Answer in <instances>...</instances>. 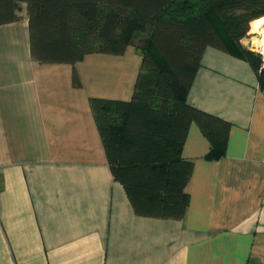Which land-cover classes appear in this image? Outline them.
I'll return each instance as SVG.
<instances>
[{
  "label": "crops",
  "instance_id": "crops-1",
  "mask_svg": "<svg viewBox=\"0 0 264 264\" xmlns=\"http://www.w3.org/2000/svg\"><path fill=\"white\" fill-rule=\"evenodd\" d=\"M140 61L134 45L74 65L39 61L24 3L18 19L0 24V264H264L256 72L235 53L203 50L185 100L230 124L227 146L208 157L207 137L190 124L181 148L193 162L189 203L182 218H162L134 211L89 103L129 100Z\"/></svg>",
  "mask_w": 264,
  "mask_h": 264
},
{
  "label": "trees",
  "instance_id": "trees-1",
  "mask_svg": "<svg viewBox=\"0 0 264 264\" xmlns=\"http://www.w3.org/2000/svg\"><path fill=\"white\" fill-rule=\"evenodd\" d=\"M25 4L32 56L74 65L91 53L141 54L129 100L90 97L114 179L136 214L182 218L193 168L181 156L196 123L217 158L230 124L185 100L207 46L245 58L264 90V55L241 43L250 24L264 22V0H0V24L18 19ZM138 41V46L135 42ZM74 86H81L75 68Z\"/></svg>",
  "mask_w": 264,
  "mask_h": 264
},
{
  "label": "rangeland",
  "instance_id": "rangeland-1",
  "mask_svg": "<svg viewBox=\"0 0 264 264\" xmlns=\"http://www.w3.org/2000/svg\"><path fill=\"white\" fill-rule=\"evenodd\" d=\"M243 43L255 51H264V26L261 29L259 27L255 29L253 24L252 26L250 24L247 34L243 37ZM135 45L138 46V41L135 42Z\"/></svg>",
  "mask_w": 264,
  "mask_h": 264
},
{
  "label": "bare ground",
  "instance_id": "bare-ground-1",
  "mask_svg": "<svg viewBox=\"0 0 264 264\" xmlns=\"http://www.w3.org/2000/svg\"><path fill=\"white\" fill-rule=\"evenodd\" d=\"M262 26H264V22H262V23L259 24V26H258L259 29H261Z\"/></svg>",
  "mask_w": 264,
  "mask_h": 264
},
{
  "label": "water",
  "instance_id": "water-1",
  "mask_svg": "<svg viewBox=\"0 0 264 264\" xmlns=\"http://www.w3.org/2000/svg\"><path fill=\"white\" fill-rule=\"evenodd\" d=\"M247 49H249V50H253L252 48H249V47H247ZM263 55H264V53H263Z\"/></svg>",
  "mask_w": 264,
  "mask_h": 264
}]
</instances>
